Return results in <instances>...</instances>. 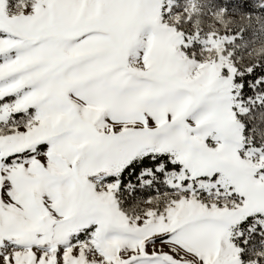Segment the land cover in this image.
<instances>
[{
	"label": "snow or ice",
	"instance_id": "1",
	"mask_svg": "<svg viewBox=\"0 0 264 264\" xmlns=\"http://www.w3.org/2000/svg\"><path fill=\"white\" fill-rule=\"evenodd\" d=\"M157 4L0 0V264H245L226 228L264 246V79L211 87L207 42Z\"/></svg>",
	"mask_w": 264,
	"mask_h": 264
},
{
	"label": "rangeland",
	"instance_id": "2",
	"mask_svg": "<svg viewBox=\"0 0 264 264\" xmlns=\"http://www.w3.org/2000/svg\"><path fill=\"white\" fill-rule=\"evenodd\" d=\"M259 3L260 0H243V4L238 0H160L155 7L157 15L161 4L166 10L164 25L182 29L198 43L207 42L203 49H197V55L203 58L204 64L217 65L216 71L209 74L211 87L226 92L233 77L249 84L264 79V5ZM224 69H231V73L226 75ZM249 70L252 71L249 73ZM261 112H264V106L257 104L251 113L255 119L244 118L250 124L248 130L244 129V135L254 138L256 143L264 136ZM252 210H260L259 201ZM232 236V230L226 228L222 235L223 248L217 247L218 255L243 259L245 264L248 261L264 264V257L256 255L264 253L259 236H254L242 253L231 247Z\"/></svg>",
	"mask_w": 264,
	"mask_h": 264
},
{
	"label": "trees",
	"instance_id": "3",
	"mask_svg": "<svg viewBox=\"0 0 264 264\" xmlns=\"http://www.w3.org/2000/svg\"><path fill=\"white\" fill-rule=\"evenodd\" d=\"M238 1H239V3L243 4V0H238ZM259 4H263L264 5V0H260ZM247 124H248V128H247V130H248L250 128V124H249V122Z\"/></svg>",
	"mask_w": 264,
	"mask_h": 264
}]
</instances>
